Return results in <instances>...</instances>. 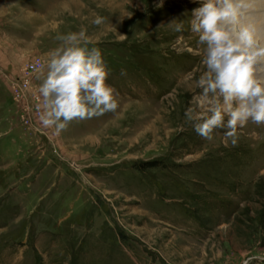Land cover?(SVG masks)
Segmentation results:
<instances>
[{
  "label": "rangeland",
  "instance_id": "rangeland-1",
  "mask_svg": "<svg viewBox=\"0 0 264 264\" xmlns=\"http://www.w3.org/2000/svg\"><path fill=\"white\" fill-rule=\"evenodd\" d=\"M203 2L0 0V264H264L249 260L264 257V124L232 146L185 117L206 70L190 27ZM81 30L118 108L58 136L40 111L23 122L9 77L39 105V65Z\"/></svg>",
  "mask_w": 264,
  "mask_h": 264
},
{
  "label": "clouds",
  "instance_id": "clouds-1",
  "mask_svg": "<svg viewBox=\"0 0 264 264\" xmlns=\"http://www.w3.org/2000/svg\"><path fill=\"white\" fill-rule=\"evenodd\" d=\"M258 0H204L191 10V31L198 43L206 45L203 64L206 70L195 80L200 89L185 111L186 121L196 133L211 139L216 129L232 146L239 140L238 128L249 121L264 124V27L257 20ZM103 22L96 17L94 24ZM183 23L175 25L183 31ZM62 45L52 50L38 71L46 69L39 87V122L54 128V135L67 129L70 121L90 119L118 108L116 90L106 83L109 75L101 51L85 30L61 36ZM191 51V49H188ZM189 74L186 80H192ZM179 131H183L181 126ZM228 225L222 226L226 232ZM264 259V257H249ZM244 264H249L246 260Z\"/></svg>",
  "mask_w": 264,
  "mask_h": 264
},
{
  "label": "built area",
  "instance_id": "built-area-1",
  "mask_svg": "<svg viewBox=\"0 0 264 264\" xmlns=\"http://www.w3.org/2000/svg\"><path fill=\"white\" fill-rule=\"evenodd\" d=\"M39 64L40 61L38 59H35L34 61L30 62L28 68H26V72H29L31 69H35ZM19 78H17V76L12 75L11 78L9 77L8 81L11 85V91L13 93L14 99L18 101L20 108L22 109L21 120L27 123L30 122L31 124L33 122L32 125H35L33 127H36L38 124L36 122L35 117L39 112L38 105L34 100V96L30 91L26 80Z\"/></svg>",
  "mask_w": 264,
  "mask_h": 264
},
{
  "label": "bare ground",
  "instance_id": "bare-ground-1",
  "mask_svg": "<svg viewBox=\"0 0 264 264\" xmlns=\"http://www.w3.org/2000/svg\"><path fill=\"white\" fill-rule=\"evenodd\" d=\"M258 3L260 4V9H259L258 13L256 14V17H257V20L260 22L261 26L264 27V0H258ZM173 17H170V18H173ZM175 17H177V15H175ZM200 46H201V44H200ZM202 46L206 47V45H203V44H202ZM257 75L260 76L261 78H264V72H258Z\"/></svg>",
  "mask_w": 264,
  "mask_h": 264
},
{
  "label": "trees",
  "instance_id": "trees-1",
  "mask_svg": "<svg viewBox=\"0 0 264 264\" xmlns=\"http://www.w3.org/2000/svg\"><path fill=\"white\" fill-rule=\"evenodd\" d=\"M144 163L145 164H151V161H145Z\"/></svg>",
  "mask_w": 264,
  "mask_h": 264
}]
</instances>
